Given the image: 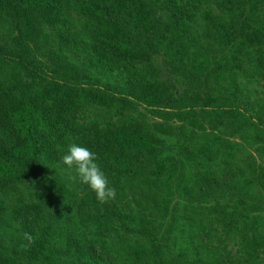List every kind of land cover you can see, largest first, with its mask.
Masks as SVG:
<instances>
[{"label": "trees", "instance_id": "1", "mask_svg": "<svg viewBox=\"0 0 264 264\" xmlns=\"http://www.w3.org/2000/svg\"><path fill=\"white\" fill-rule=\"evenodd\" d=\"M1 23L0 223L18 222L11 246L0 235V264H264V194L229 174L233 153L219 158L226 173L206 164L230 150L222 131L249 126L264 141V0H0ZM93 69L124 86L81 80ZM73 142L97 154L116 190L135 186L147 204L156 186L179 207L143 226L104 205L86 242L63 211L74 191L53 213L39 191L7 200L41 164L62 165ZM24 232L36 237L28 248Z\"/></svg>", "mask_w": 264, "mask_h": 264}, {"label": "rangeland", "instance_id": "2", "mask_svg": "<svg viewBox=\"0 0 264 264\" xmlns=\"http://www.w3.org/2000/svg\"><path fill=\"white\" fill-rule=\"evenodd\" d=\"M0 28L5 30L6 28H8V26L5 23H1ZM41 42H42L41 37H39L36 44H41ZM54 43L55 46L56 43L58 44L57 41H54ZM28 44L30 45V48L32 50L33 43L31 41H28ZM39 49L42 51V48ZM32 52H34L35 59L37 58L39 60H42V57L38 53H36L33 50ZM45 64L46 66L52 65L48 61H46ZM153 64L154 67H156V69H159L160 72H162L163 67L161 66L160 58L154 59ZM86 77H87L86 79L83 78L81 80H85L89 82L93 81L96 84L102 86L105 85L106 83L114 82L112 84L117 83L116 85L117 89L120 86H124L123 80L119 76L115 74L108 75L102 72L101 70H97V69H93L87 72ZM252 83L255 84L256 81H252ZM138 109L143 110L141 108ZM172 125L176 126L175 123H172ZM245 130L247 131L246 134H241V135H239V133H230L229 131L220 132L219 138H221V142L222 140H224L229 145L230 150L229 151L226 150V153H222V151L219 152L216 155V159H214L215 161L208 162V160H206V164L208 163L207 166L211 169L218 168L215 170H222L223 172L226 173L225 170L229 169L228 168L229 165L226 166L219 158L222 154H227L226 158L230 159L228 152L233 153V158L230 159V162H232L230 164V168L231 171L235 173L230 172L229 174L232 175L233 178H235V176H237L240 179L243 178V180L249 178L247 182H244L247 186V189L250 192L254 193L255 195L262 196L264 194V186L263 184L259 183L257 179V177L259 176L256 174V172L259 171L258 169L259 165L264 167V144L262 143L264 141H261L259 136L254 135L253 134L254 132L249 126H247ZM254 164H255L256 172L251 174L249 169ZM58 165L52 163L49 164L48 166H43L41 164L39 170L36 172V176L35 177H31V175L28 176L27 180H25L24 182V185L20 186L19 191L15 190L16 188H14L13 190L12 189L8 190V193L6 194V196L8 197L7 200L10 202L11 199L13 201L27 199V196L33 197L35 195V192L39 191L38 201L42 203L44 209H46L50 213H53L54 209H56V206H58L57 204H59L56 198L61 200L62 198H64L67 192L74 191L76 197L73 198L72 201L70 202L66 201L64 203L65 207L63 211L68 216H71L70 217L71 220L70 219L69 220L70 222L73 223L71 226V229L73 231H80L81 229L85 230L87 237L83 241L87 242L88 238L94 237L95 234L97 233L98 231L97 217L105 207L104 205L113 204L114 205L113 208L117 210L118 214H120L124 220L131 218H135L138 220L141 219L140 221L143 222L142 223L143 226H146L145 223L147 222H150L151 225L152 223L163 222L164 219L162 215H165V211L170 212V210L173 209L175 205L177 206V208L179 207L180 203L178 204L176 202L177 196L175 195V193H172L168 196V193L164 192L166 194L167 199L165 201H161L160 196L162 190L156 186L151 187L149 191L150 195L149 198L147 199L150 202L144 204L145 201H143L139 195V193L142 194L141 189L139 190V193H136V190L139 188L133 186L126 189L123 184L121 185L122 189L118 188L116 190L117 194L114 200L101 204L96 200L95 194L92 191H90L86 185L83 186L85 189H80L82 188V186H78L76 188V185L79 182V180L73 179L75 173L72 170H69L63 164L59 166ZM57 184L59 185L56 186ZM62 187L66 191L56 192V188L59 189ZM121 191H123L122 194L123 199L119 195ZM69 196H71V194H69L68 197ZM77 197L79 199L75 201ZM134 199L139 200V202H137L136 204H139L140 207H137L135 202H133ZM262 200L264 201V197H262ZM221 203L223 205H227V203H224V201H222ZM10 204L8 206H10ZM165 205H166V209H165ZM179 211L180 210H177V213H179ZM5 212L7 213L8 218H10L11 213L8 210H5ZM260 213L264 214V211ZM145 214H149V215H145ZM62 215L64 220L65 218L64 214L62 213L61 216ZM41 216L46 218L48 214L46 211H42ZM142 217H144L145 219H143ZM143 220L147 222H144ZM17 222L18 221L15 219H9L8 221H4L3 223H0V235L5 237L2 240L7 241V247L11 246V241L13 240L12 238H14L17 235L16 234L17 230L15 229V224H17ZM109 224H110L108 227L109 236L106 239L108 240L110 237L113 238V240L118 239L116 233L112 230L113 223L111 225V222H109ZM136 228L139 231L141 225L137 226ZM126 235L124 236L123 240H126ZM119 244H121L120 247L122 248L123 247L122 243ZM116 247H118L117 244ZM134 247H136L135 244L134 245L130 244L128 248L132 249ZM229 249H230L229 245H227L226 250ZM120 250L123 254V252L126 249L122 248ZM190 250L196 251L197 248H195L193 244L192 249L190 248Z\"/></svg>", "mask_w": 264, "mask_h": 264}, {"label": "clouds", "instance_id": "3", "mask_svg": "<svg viewBox=\"0 0 264 264\" xmlns=\"http://www.w3.org/2000/svg\"><path fill=\"white\" fill-rule=\"evenodd\" d=\"M97 161L98 156L95 152L74 142L67 145L61 157L62 164L75 173L73 179H78L82 185H86L95 194L96 200L104 204L114 200L117 193L115 187L110 186ZM23 239L26 243L22 247L28 248L35 243L36 237L24 232Z\"/></svg>", "mask_w": 264, "mask_h": 264}]
</instances>
